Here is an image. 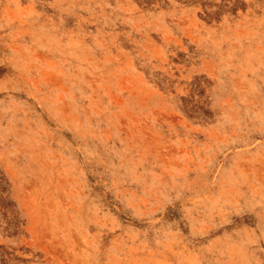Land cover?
Masks as SVG:
<instances>
[{"label":"rangeland","instance_id":"1","mask_svg":"<svg viewBox=\"0 0 264 264\" xmlns=\"http://www.w3.org/2000/svg\"><path fill=\"white\" fill-rule=\"evenodd\" d=\"M0 264H264V0H0Z\"/></svg>","mask_w":264,"mask_h":264}]
</instances>
